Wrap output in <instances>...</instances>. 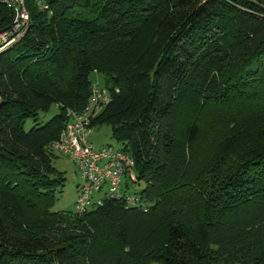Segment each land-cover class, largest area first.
Segmentation results:
<instances>
[{"label":"trees","instance_id":"trees-1","mask_svg":"<svg viewBox=\"0 0 264 264\" xmlns=\"http://www.w3.org/2000/svg\"><path fill=\"white\" fill-rule=\"evenodd\" d=\"M26 3L0 51V264H264V0ZM13 17L0 3V31ZM95 72L93 125L134 158L147 210H54L52 143Z\"/></svg>","mask_w":264,"mask_h":264},{"label":"built area","instance_id":"built-area-1","mask_svg":"<svg viewBox=\"0 0 264 264\" xmlns=\"http://www.w3.org/2000/svg\"><path fill=\"white\" fill-rule=\"evenodd\" d=\"M13 11V22L0 31V51L22 38L31 24L26 0H0ZM43 7H46L43 5ZM110 100L104 88L93 82L87 104L82 109H67L69 123L52 148L66 156L78 169L81 183L74 204V214L83 215L93 204L102 205L105 199L123 200L128 205L148 206L131 191L137 183L135 160L132 155L107 144L97 146L91 137L95 131L94 119Z\"/></svg>","mask_w":264,"mask_h":264},{"label":"rangeland","instance_id":"rangeland-1","mask_svg":"<svg viewBox=\"0 0 264 264\" xmlns=\"http://www.w3.org/2000/svg\"><path fill=\"white\" fill-rule=\"evenodd\" d=\"M91 78L95 84H97L100 88H104V76L100 73H92ZM58 112L56 107H53L47 113L40 114V121L44 123L46 120L50 119L53 115ZM34 121L29 119L25 125V128L29 130ZM95 135L99 141L104 143H110L111 145L117 146L118 142L112 137L111 128L109 125L104 124L98 126ZM54 165L58 171L63 172L65 174V183L64 186L57 190V201L54 206L55 211H67L73 212L74 204L76 202V186L81 181L80 174L75 165L64 155H60L57 153V157L54 160ZM142 185L140 184H130V189L132 192L139 191Z\"/></svg>","mask_w":264,"mask_h":264},{"label":"crops","instance_id":"crops-1","mask_svg":"<svg viewBox=\"0 0 264 264\" xmlns=\"http://www.w3.org/2000/svg\"><path fill=\"white\" fill-rule=\"evenodd\" d=\"M97 127H98V126H97ZM97 127H95V131H96ZM95 131H94V133H93V135H92V137H91V140H92L97 146H102V145L110 144V143H104V142H102V141H99V140L97 139L96 135H95ZM80 183H81V181H80V182L77 184V186H76L77 194H78V186H79ZM76 197H77V196H76Z\"/></svg>","mask_w":264,"mask_h":264}]
</instances>
